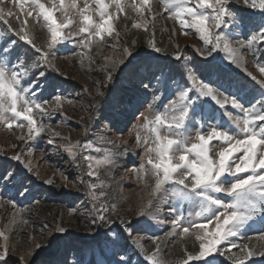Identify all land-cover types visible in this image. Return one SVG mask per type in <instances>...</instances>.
<instances>
[{
    "label": "snow or ice",
    "instance_id": "1",
    "mask_svg": "<svg viewBox=\"0 0 264 264\" xmlns=\"http://www.w3.org/2000/svg\"><path fill=\"white\" fill-rule=\"evenodd\" d=\"M233 2L239 0H158L162 12L168 13V19L178 22L184 35H188L184 30L190 29L202 42L199 48L192 45L203 57L192 67L185 63L181 69L176 64L186 58L179 45L170 65L153 68L149 64L147 75L135 65L136 56L131 47H123L118 56L104 57L107 81L113 79V73L118 69L121 72L128 70L130 76L139 81L137 102L140 106H144L141 100L151 96L148 104L151 114H141L144 122L139 125L135 139L143 148L144 157L138 178L142 180L150 173L154 186L136 215L152 216L154 201L158 206L164 196L171 193L175 203L169 210L176 215L171 220L169 234L193 240V251L185 248L181 259L168 261L160 255L158 245L149 251L143 247L142 237H137L135 246L149 264H195L218 245L226 243L239 250V254L231 256L232 264H246L254 255L264 256V248L249 247L247 243L237 245L232 240L246 227L253 226L257 219L264 221V63L257 62L261 74L258 79L245 67L246 54L242 51L249 49L255 55L258 51L255 46L264 43V0H242L247 12L230 8ZM157 15L153 13L151 0H0V25L3 26L0 29V125L8 129L14 126L21 130L26 128V137H18L22 141L31 140L45 130L60 137L61 133L45 124L43 117L59 111L63 107V98L56 94L51 103L42 99L41 82L31 75L32 70L41 65L52 66L49 57L64 43H75L82 49V62L85 58L91 62L93 58L89 53L93 44L99 51L105 46L106 37L121 35L116 27L121 16L124 21H132V29L147 32ZM29 18L36 26L46 29L47 37L43 43H37L34 30L29 27ZM13 20L19 22L18 27H13ZM123 27L128 30L127 23ZM241 33L248 38L239 39ZM152 34L154 36V32ZM21 42L28 46L23 53L18 47ZM132 45L134 47L135 41ZM149 46L155 52L161 51L154 40H149ZM221 52L224 57L219 56ZM225 59L229 62L228 68L219 62ZM232 65L243 68L251 80L230 72ZM176 74L184 80L183 86L174 80ZM38 75L43 77L45 74L40 72ZM252 82L258 86L256 91ZM96 96L104 97L105 92L97 87ZM165 97L169 102L154 109ZM106 103L111 104L115 112L124 101L112 97ZM229 104L238 115L225 109ZM87 131L85 129V134ZM48 142L53 143L51 139ZM80 145L78 140L61 147L76 162ZM95 152L104 155L95 160L85 155L82 159L86 162V175L99 180V169L115 166V153L100 147L95 148ZM236 153L242 155L236 156ZM3 156L4 152L0 150V157ZM10 159L18 161L23 172L20 167H11L7 160H0V206L4 203L3 190L15 189L16 195H31L25 183L31 177L24 173H33L34 169L21 154L12 155ZM35 175L38 177L39 173ZM44 182L53 183L51 179ZM103 188L102 182L87 184V195L94 202L93 222L98 219L116 227L110 228L104 236L106 250L111 252L113 259L98 258L96 264H132L127 256L124 234L128 233L130 237L133 226L122 218L111 219L116 210L115 203L105 206L101 202L97 206L95 202L107 195ZM97 189H100L99 193ZM6 202L16 207L15 198ZM184 202L198 209L194 215L200 222L192 219L191 211L185 215ZM140 223L138 220L137 224ZM56 231L64 233L67 229L57 226ZM0 237L3 238L0 264H8L6 258L10 249L6 230L0 229ZM258 239L264 241V229ZM117 252L123 254L117 255Z\"/></svg>",
    "mask_w": 264,
    "mask_h": 264
},
{
    "label": "rangeland",
    "instance_id": "2",
    "mask_svg": "<svg viewBox=\"0 0 264 264\" xmlns=\"http://www.w3.org/2000/svg\"><path fill=\"white\" fill-rule=\"evenodd\" d=\"M151 2L153 13L158 15L153 24L149 25L147 32L143 29H132V21H124L121 16V19L116 22L117 30L121 35L106 37V44L99 51L93 44L89 53V56L93 58L91 62L87 58L82 62V49L75 43H64L58 45L49 57L52 66L38 67L45 71L43 77L38 75L40 72L32 70L31 75L40 80L43 91L47 85L46 76H51L53 85L56 86L53 93L50 89L43 94L40 93L42 99L51 103L54 102L53 97L56 94L63 98V107L59 111L51 116L43 117L45 124L61 133L60 137L54 136L50 130H45L31 140L22 141L18 137L21 135L26 137V128L21 130L14 126L8 129L0 125V150L4 152L0 160H7L9 164L14 165L13 168L20 167L23 172L20 163L10 159L12 155L21 154L22 159L30 163L34 169L33 173H24L31 177L25 182L31 190V195L27 197L16 195L15 189L3 190L4 203L0 206V229L6 230L9 236L10 250L6 258L8 264H96L98 258L105 260L107 258L110 261L113 259L111 252L106 250L105 243L101 250L102 255L96 246L97 241L94 240L98 236H105L110 228H115L116 225H106L98 219L93 222L95 219L94 202L87 195L89 182H102L104 185L103 191L107 195L95 202L97 206L101 202L105 206L115 203L116 210L111 219L122 218L131 222L133 226L130 229L131 236L128 237V233L124 234L126 244L129 242L135 245L136 238L142 237L141 243L145 249L152 251L158 245L160 255L168 261L181 259L185 248L193 251L192 239L188 237L181 239L169 234L172 231L171 220L176 215L169 210L175 203L171 193L166 194L158 206L154 201L152 216L138 217L136 215L141 204L147 202L154 186V178L150 173L144 175L142 180L138 178L139 165L144 157L143 148L137 145L135 139L139 125L144 122L141 114H151L148 109L151 96L141 100L144 105L141 107L137 102L139 81L132 78L128 70L121 72L118 69L113 73L111 81L106 80L107 61L104 57L120 55L123 47L133 49L136 56L134 63L140 67L143 75L148 74L146 68L149 64L153 68L158 65L161 67L170 65L177 51V45L186 54L183 61L176 62L181 69L185 63L192 67L194 63L203 59L192 48V45L197 48L201 47L202 42L199 41L198 36L190 29L184 30L188 32V35H184L178 22L168 19V13L162 12L158 0H151ZM230 8L249 11L243 5L242 0L238 3L233 2ZM11 23L14 28L19 26V22L15 20ZM28 23L35 32L37 43H43L47 37L46 29L36 26L31 18ZM125 23L128 25L127 31L123 27ZM2 28L3 26L0 25V29ZM238 38L247 39L248 37L241 33ZM149 40H154L161 51L155 52L149 46ZM133 41H135L134 47ZM22 45L28 48L23 42L19 46ZM113 45L115 48L112 47ZM255 47L258 49L255 55L249 49H242V51L246 54L245 67L259 79L261 74L257 62L264 63V43L257 44ZM19 49L22 53L25 51V48ZM219 56L224 57L225 54L221 52ZM219 62L224 68L229 67L226 59ZM229 71L240 78L251 80L243 68L232 65ZM174 80L181 86L185 83L178 74L175 75ZM145 83H147L146 80ZM251 86L254 91L258 89L255 82H252ZM97 87L105 92L104 97L96 96ZM140 91L142 92L143 89L141 88ZM148 92L151 93L152 89L149 88ZM112 97L122 98L124 101L115 112L111 104L106 103ZM168 102V97H165L160 104L154 106V109ZM225 109L232 111L234 115L239 114L237 110L231 108L230 104L225 105ZM223 111L224 109H221V112ZM224 119L226 120V117ZM85 129H88L86 134ZM64 137L68 139L65 140ZM50 139L53 141L51 144L48 142ZM78 140L81 145L76 162H73L69 153L65 152L61 145L75 143ZM213 143L218 142L213 141ZM97 147L115 153V166L99 169V180L86 175V162L82 159L85 155L92 156L94 160L102 158L104 153L95 152ZM235 155L239 156L242 153ZM35 173H39V176L37 177ZM85 175L88 177L87 183H85ZM47 179H51L53 183L46 184L44 181ZM99 191L100 189H97V193ZM9 198H15L16 207L7 204L6 201ZM196 210L198 209L191 208L187 202L183 203L185 215L191 211L193 212L192 219L200 222L194 215ZM138 220L141 221L140 224H137ZM57 226L65 227L67 231L59 233L56 231ZM261 229H264V221L257 219L253 226L246 227L239 236L233 237L232 240L237 245L247 243L249 247L264 248V241L258 239ZM76 237H86L87 240L93 241L83 246L77 241L71 243L68 241L69 238ZM155 237H160V239L156 240ZM64 238L68 239L63 240ZM2 244L3 238L0 237V245ZM129 244L127 246L128 257L131 248ZM36 245L40 247L37 248ZM120 254L123 253L117 252V255ZM233 254H239L238 248H232L231 244L227 243L221 244L210 255L195 264H209V262L210 264H232ZM131 261L132 264H138V261L140 264H149L139 248ZM246 264H264V256L254 255L246 261Z\"/></svg>",
    "mask_w": 264,
    "mask_h": 264
},
{
    "label": "trees",
    "instance_id": "3",
    "mask_svg": "<svg viewBox=\"0 0 264 264\" xmlns=\"http://www.w3.org/2000/svg\"><path fill=\"white\" fill-rule=\"evenodd\" d=\"M19 48H25V50H27V47H25V46H18ZM34 71H37V73L38 72H43V73H45V71L44 70H42V69H39L38 67L37 68H35V69H33ZM46 79H47V85H46V88H45V90L43 91V92H41V94H43L44 92H46V91H48L49 89H50V91H52V93L54 92V88L56 87V86H54L53 85V79H52V77L51 76H46ZM44 83V82H43ZM11 165V167H14V165L13 164H10ZM87 180H88V177L85 175V183H87ZM65 239H68V238H64L63 240H65ZM68 241L71 243V242H73V241H77V242H79L80 243V245H86L87 243H90L91 241H93V240H87V238L86 237H76V238H69L68 239ZM94 241H97V248L99 249V251H100V253L103 255V252H101V250H102V248H103V246H104V243H105V240H104V236H98L97 238H96V240H94ZM128 244H129V242H127V246H128ZM130 245V249H129V257L131 258V259H133V257L136 255V253H137V248H133L135 245L133 244V243H130L129 244ZM131 250H133V251H131ZM131 251V252H130ZM106 260H108V261H110L109 259H107L106 258ZM138 264H140V261H138L137 262ZM229 264V263H228Z\"/></svg>",
    "mask_w": 264,
    "mask_h": 264
}]
</instances>
